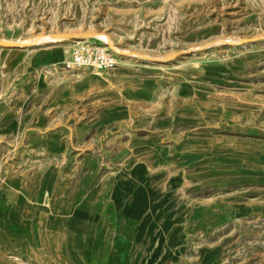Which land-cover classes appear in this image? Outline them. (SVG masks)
I'll list each match as a JSON object with an SVG mask.
<instances>
[{"label": "rangeland", "instance_id": "obj_1", "mask_svg": "<svg viewBox=\"0 0 264 264\" xmlns=\"http://www.w3.org/2000/svg\"><path fill=\"white\" fill-rule=\"evenodd\" d=\"M1 103L0 264H264V0H0Z\"/></svg>", "mask_w": 264, "mask_h": 264}, {"label": "built area", "instance_id": "obj_2", "mask_svg": "<svg viewBox=\"0 0 264 264\" xmlns=\"http://www.w3.org/2000/svg\"><path fill=\"white\" fill-rule=\"evenodd\" d=\"M75 43L71 51V59L65 63L68 68L108 70L117 65V56L112 47H104L87 39L78 40Z\"/></svg>", "mask_w": 264, "mask_h": 264}, {"label": "crops", "instance_id": "obj_3", "mask_svg": "<svg viewBox=\"0 0 264 264\" xmlns=\"http://www.w3.org/2000/svg\"><path fill=\"white\" fill-rule=\"evenodd\" d=\"M32 52H33V50H32ZM24 62H26V63H30V64H36V65H38V64H42L41 62H34L33 61V56H31L30 58H26L25 60H24ZM47 63V62H46ZM43 65H45V63L43 64ZM7 108H5L4 107V104L3 103H1L0 104V120L2 121V127H3V129L5 130L4 132L5 133H7V128H10V126H12V124H8L7 122H9V120H8V117H7Z\"/></svg>", "mask_w": 264, "mask_h": 264}, {"label": "bare ground", "instance_id": "obj_4", "mask_svg": "<svg viewBox=\"0 0 264 264\" xmlns=\"http://www.w3.org/2000/svg\"><path fill=\"white\" fill-rule=\"evenodd\" d=\"M93 36H97V37H100V38H104V39H106V37H104V36H102L101 34L100 35H96V33H93L92 34ZM80 36H83L82 34L80 35ZM57 38V40H61L62 39V35L61 36H57L56 37ZM47 40V39H46ZM41 42V41H40ZM43 42V41H42ZM45 42V41H44ZM48 42V41H47ZM106 43V42H105ZM110 43V42H109ZM107 43L110 47H112L115 51H118L119 49H117V48H115V46H112V45H110V44H112V43ZM13 44L14 45H17L15 42H13ZM119 52V51H118ZM121 52V51H120ZM63 52L62 51H60V50H58V51H53V53H52V56H59L60 54H62Z\"/></svg>", "mask_w": 264, "mask_h": 264}]
</instances>
